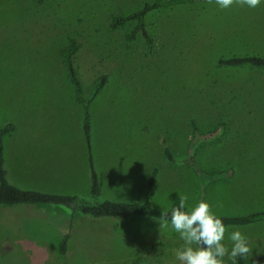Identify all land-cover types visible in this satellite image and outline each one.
<instances>
[{"label": "rangeland", "instance_id": "1", "mask_svg": "<svg viewBox=\"0 0 264 264\" xmlns=\"http://www.w3.org/2000/svg\"><path fill=\"white\" fill-rule=\"evenodd\" d=\"M155 0H0V125L10 182L22 189L88 197L91 185L83 112L62 62L72 41L86 89L107 76L91 105L92 154L101 200L137 202L154 170L151 205L170 212L208 202L218 217L264 212V70L220 67L231 57H264V0L257 8L215 0L152 12L154 40L128 41L130 24L110 29ZM199 131L227 126L199 146L197 166L223 175L205 186L185 163ZM169 149L175 162L164 154ZM238 229L246 264H264V222ZM66 249L61 244L66 237ZM178 233L140 217L72 216L45 205L0 206V264H179ZM225 264H232L226 256Z\"/></svg>", "mask_w": 264, "mask_h": 264}, {"label": "trees", "instance_id": "2", "mask_svg": "<svg viewBox=\"0 0 264 264\" xmlns=\"http://www.w3.org/2000/svg\"><path fill=\"white\" fill-rule=\"evenodd\" d=\"M42 3L43 0H37ZM214 1V0H213ZM208 0H155L153 3H146L144 6L128 16H116L110 23V29L117 31L130 24H134L133 31L127 35L128 41H135L142 38L150 46L154 44L151 37L147 17L152 12L158 10H168L177 6H187L192 4L207 3ZM81 45L77 41H72L61 51L62 62L65 65L69 80L75 89V100L81 106L83 112V130L86 138L91 185L89 196H79L75 194H54L38 190L22 189L13 185L9 180V170L5 155V138L16 130V125H0V206H18V205H45L66 209L72 216H90L95 219L101 218H122L131 216H140L160 222L163 210L154 208L150 203V194L156 184L158 171L154 170L146 188L144 197L137 202H113L110 200H101L102 190L98 174L95 170L94 159L92 154V114L91 105L94 100L101 94L107 85L108 77L101 76L93 82L90 89H86L85 83L81 77L80 71L76 65V58L80 53ZM220 67L230 69L234 68H254L264 70L263 56H244L231 57L218 61ZM194 136L186 155L185 163L190 165L199 177V180L206 187L212 182L222 179L223 175H209L202 171L196 164L195 158L197 148L209 143L219 141L226 128L223 123L221 127L211 133H202L195 121L192 123ZM196 148V150H195ZM165 156L175 162L173 153L167 148ZM170 213V212H169ZM222 219L226 228L248 227L260 222H264V212L254 213L239 217H219ZM68 236L61 244V251L64 253ZM247 257H237V264H246Z\"/></svg>", "mask_w": 264, "mask_h": 264}, {"label": "clouds", "instance_id": "3", "mask_svg": "<svg viewBox=\"0 0 264 264\" xmlns=\"http://www.w3.org/2000/svg\"><path fill=\"white\" fill-rule=\"evenodd\" d=\"M213 0H208L211 4ZM221 9H228L234 4L257 8L261 0H215ZM187 195H179V204L168 211H163L160 218V229L171 227L184 242L175 251L179 264H225V257L237 264V257H247L251 252L248 239L238 230L231 232L229 240L231 249L224 244L226 226L212 209V206L201 199L190 209L185 210Z\"/></svg>", "mask_w": 264, "mask_h": 264}]
</instances>
